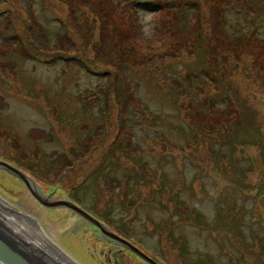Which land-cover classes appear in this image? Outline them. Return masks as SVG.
I'll use <instances>...</instances> for the list:
<instances>
[{
	"label": "rangeland",
	"instance_id": "obj_1",
	"mask_svg": "<svg viewBox=\"0 0 264 264\" xmlns=\"http://www.w3.org/2000/svg\"><path fill=\"white\" fill-rule=\"evenodd\" d=\"M15 1L52 44L79 38L83 61L37 52ZM126 2L141 40L113 0L0 1V161L149 252L42 209L83 264H264V0ZM0 187L32 199L1 167Z\"/></svg>",
	"mask_w": 264,
	"mask_h": 264
},
{
	"label": "water",
	"instance_id": "obj_2",
	"mask_svg": "<svg viewBox=\"0 0 264 264\" xmlns=\"http://www.w3.org/2000/svg\"><path fill=\"white\" fill-rule=\"evenodd\" d=\"M0 167L23 179L32 198L15 200L11 192L2 191L0 187V264H83L60 249L59 242L53 240L48 229L41 226L39 215H44L42 209L60 206L72 208L99 225L103 234L112 236L147 258V253L110 230L85 208L64 197L41 192L28 173L9 162L0 161Z\"/></svg>",
	"mask_w": 264,
	"mask_h": 264
},
{
	"label": "trees",
	"instance_id": "obj_3",
	"mask_svg": "<svg viewBox=\"0 0 264 264\" xmlns=\"http://www.w3.org/2000/svg\"><path fill=\"white\" fill-rule=\"evenodd\" d=\"M1 1V0H0ZM69 3V2H68ZM14 8L16 10H18L19 12H22L26 15V20H27V24H26V28L28 31V37L27 40L31 43L32 46H34V49L39 52L40 54H44V53H48L49 51H53L54 49H62L63 52H59L56 50L55 53H57V55L59 56V59H63L66 61H74L76 58H79L81 61H83V53H82V48L84 47V44L79 40V38L74 37L72 38H67L69 39L68 41L66 40L63 47L61 48L59 46V43H51L49 34L45 31L42 32V30L45 29H40V32L37 30V26L34 25V20L36 21V14L35 11L33 10V8L30 5H26L25 7L23 6H19L21 5L19 3V1H15L14 3H12ZM129 3L126 2V0H113V5H116L118 7L121 8L122 10V14L124 15L125 18L129 19V22L133 23V27L136 29V33H137V38L138 39H142L143 38V31L141 30V26L139 24V14H138V10L137 8L131 4V5H127ZM113 11L115 10V7H113ZM81 11H77V10H73V15L75 16L77 22H81L80 20L82 19V17L79 18V15ZM82 14H84L83 12H81ZM4 16L2 13H0V19L1 17ZM132 28V27H131ZM241 31V30H240ZM217 32V31H216ZM26 36V35H25ZM25 37H23L24 39ZM25 43L24 40H19L18 43L16 44L17 47L22 46ZM0 44H3L0 42ZM87 45V44H86ZM69 50H74L77 52V55H73L69 53ZM99 61H101L100 59H98ZM86 61L91 62V59L87 58ZM103 62V61H101ZM117 66V69L120 70V78L121 81L123 82V87H125L126 89L129 90V88H131L130 85V77H128L129 75L125 72V68L122 63H115ZM123 73V74H122ZM128 75V76H127ZM116 85V83H114ZM116 87H118V85H116ZM127 90V92H128ZM117 93L120 92L119 89L116 90ZM120 95V94H119ZM0 105H5L6 107L8 106V103L5 101L4 97L0 95ZM109 106H111L110 103H108V108ZM119 227V226H118Z\"/></svg>",
	"mask_w": 264,
	"mask_h": 264
},
{
	"label": "bare ground",
	"instance_id": "obj_4",
	"mask_svg": "<svg viewBox=\"0 0 264 264\" xmlns=\"http://www.w3.org/2000/svg\"><path fill=\"white\" fill-rule=\"evenodd\" d=\"M40 218V217H39ZM40 222H41V226H42V228H45L44 227V225H43V223H42V221H41V218H40ZM46 229V228H45ZM51 236V235H50ZM51 238L53 239V240H56L53 236H51ZM59 248L60 249H62L63 251H65L66 253H68L62 246H61V244H59ZM69 255H70V253H68ZM73 257V256H72Z\"/></svg>",
	"mask_w": 264,
	"mask_h": 264
},
{
	"label": "flooded vegetation",
	"instance_id": "obj_5",
	"mask_svg": "<svg viewBox=\"0 0 264 264\" xmlns=\"http://www.w3.org/2000/svg\"><path fill=\"white\" fill-rule=\"evenodd\" d=\"M159 262V261H158Z\"/></svg>",
	"mask_w": 264,
	"mask_h": 264
}]
</instances>
